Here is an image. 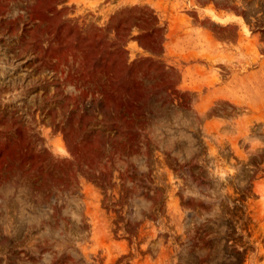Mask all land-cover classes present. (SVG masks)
Returning a JSON list of instances; mask_svg holds the SVG:
<instances>
[{
    "label": "rangeland",
    "instance_id": "374dc122",
    "mask_svg": "<svg viewBox=\"0 0 264 264\" xmlns=\"http://www.w3.org/2000/svg\"><path fill=\"white\" fill-rule=\"evenodd\" d=\"M0 264H264V0H0Z\"/></svg>",
    "mask_w": 264,
    "mask_h": 264
}]
</instances>
